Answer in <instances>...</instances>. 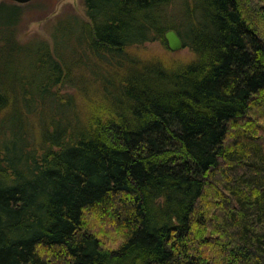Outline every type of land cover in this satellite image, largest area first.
I'll return each instance as SVG.
<instances>
[{"label": "trees", "instance_id": "1", "mask_svg": "<svg viewBox=\"0 0 264 264\" xmlns=\"http://www.w3.org/2000/svg\"><path fill=\"white\" fill-rule=\"evenodd\" d=\"M86 4L90 22L70 15L53 44H24L4 28L24 6L0 1V109L16 80L17 111L61 102L54 88L72 79L79 47L111 99L96 103V128L52 118L41 159L14 130L0 162V264H264V0ZM170 28L196 59L178 72L135 65L128 48ZM103 61H128L125 99L107 91Z\"/></svg>", "mask_w": 264, "mask_h": 264}, {"label": "rangeland", "instance_id": "2", "mask_svg": "<svg viewBox=\"0 0 264 264\" xmlns=\"http://www.w3.org/2000/svg\"><path fill=\"white\" fill-rule=\"evenodd\" d=\"M250 3L256 6V1H251ZM19 5L24 6L21 21L16 28L7 26H4V28L10 30L9 34H13L16 42L24 44L38 40H44L53 44L52 37L54 28L63 19L68 21L71 18L70 15H77L82 17L85 21L90 22L86 0H33L29 3ZM173 17L171 18V22L175 20ZM1 19H7V17L4 16ZM0 24H2V21ZM79 46L80 44L78 47ZM85 51L87 50L79 47L75 53H73L75 58L79 59V62L77 61L78 63H75L73 67L72 74L74 77L72 75L70 81H62L54 88V93L61 97V102H56L57 98L47 103L36 100L32 108L30 107L31 109L29 108L28 110L23 108L21 111H17L16 108H21L24 101L21 97V92H18V90H21V84L16 80L15 85L18 90L16 92L14 90L10 91V98L12 101L10 99L9 103L11 106H9L7 110L0 109V162L4 161L7 156L5 144L13 140L14 130H19L20 133H23L24 137L22 141L27 145L26 149L33 152L34 157L41 159L47 151V144L44 140L45 128L47 129L52 126L54 122L52 118L58 117V114L61 116L66 113L68 130L73 133H76L79 128H86V130L90 126L96 128L93 125L98 107L96 103L99 102L98 104L110 105L111 99L109 101L103 99L102 94L106 95L103 89L106 88L103 87V78L100 77L101 74L99 75V83L96 80L93 81L94 75L91 73V68L85 66L84 62L94 61V59H87L91 54ZM128 53L136 60L135 65H138L139 68H142L140 64L143 66L153 64L166 72L182 71L196 59L197 55L192 46H186L181 51L173 52L168 48L167 42L164 40L135 45L132 49L128 48ZM3 58H5V55L3 52H0V62ZM125 62L126 63L122 64L117 70H114L112 66L106 68L104 65L106 61H103L102 65L99 64L98 67V72L104 67L107 69L104 71L105 75H107L105 82H109V79L112 78L111 82H113V84L110 86V83H107V91L111 93V97L116 98V96H119L118 98L121 100L125 99V96L120 91V86L124 77L123 72L124 70L126 71L128 66V61ZM1 69L2 65L0 64V70ZM1 73L2 72H0V75ZM26 73L27 75H32L34 69H30V71ZM143 73L144 72H139L138 74L143 75ZM5 86H8V84ZM7 92L9 93V91ZM69 97L72 99L69 100ZM67 99L68 101L64 103L65 105L60 104ZM87 101H90L92 104L94 103L93 106H89ZM14 112L19 116V120H16V122L12 120ZM103 121L107 122L106 117ZM78 126L80 127L78 128ZM108 236V238H110V236L113 237L112 234Z\"/></svg>", "mask_w": 264, "mask_h": 264}, {"label": "water", "instance_id": "3", "mask_svg": "<svg viewBox=\"0 0 264 264\" xmlns=\"http://www.w3.org/2000/svg\"><path fill=\"white\" fill-rule=\"evenodd\" d=\"M18 4H26L33 0H9ZM165 40L168 48L173 52L181 51L185 48V40L181 34L174 28H170L165 32Z\"/></svg>", "mask_w": 264, "mask_h": 264}]
</instances>
